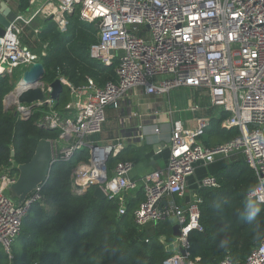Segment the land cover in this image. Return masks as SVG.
<instances>
[{"label": "built area", "instance_id": "2783aa9c", "mask_svg": "<svg viewBox=\"0 0 264 264\" xmlns=\"http://www.w3.org/2000/svg\"><path fill=\"white\" fill-rule=\"evenodd\" d=\"M76 9L82 21L97 29L98 42L90 46V57L105 66L116 62V81L98 86L87 78L84 85L73 87L66 78L58 76L70 93L62 110H56L55 101L49 97L33 103L8 98L4 106L7 110L11 105L10 110L22 120L34 111L46 112L38 116L37 124L59 129L57 138L51 140L52 163L69 162L81 150H88L87 159L79 160L71 171L74 191L93 189L102 177L95 173L97 159H106V165L110 156L124 148L123 141L102 144L94 140L103 130L108 107L120 109L125 96L136 88H142L147 95L194 88L208 96L211 106L228 113L221 126L237 128L238 134L208 146L201 138L209 127L210 116L198 117L192 127L173 119L165 167L146 173L137 182L130 177V160L118 161L109 177L105 166V180L100 186L106 198H117L118 213L123 214L124 192L140 186L144 200L133 211L134 221L137 225L155 222L163 217L159 202L168 196L184 195L186 179L193 174L196 164L241 153L257 178L248 197L264 204V0H46L41 13L65 32L67 16ZM30 22L31 18L17 15L5 28L0 37V75L21 65L27 69L45 55L44 50L35 54L20 42L22 24ZM34 31L37 33L39 28ZM40 87L45 93L50 91L44 81ZM191 109L196 111L198 106ZM154 130L159 132V127ZM16 177L17 173L6 170L0 173V246L7 252L20 234L30 207L42 200V186L31 191L21 204L10 199L5 188ZM217 185L213 175H205L199 187ZM200 202L195 195L185 209L173 200L167 203L165 212L180 226V235L174 242L186 250V255L178 251L166 264H195L185 262L187 235L190 230L201 229ZM216 264H264V237L244 262L234 263L226 256Z\"/></svg>", "mask_w": 264, "mask_h": 264}, {"label": "trees", "instance_id": "16d2710c", "mask_svg": "<svg viewBox=\"0 0 264 264\" xmlns=\"http://www.w3.org/2000/svg\"><path fill=\"white\" fill-rule=\"evenodd\" d=\"M27 1H20L21 10L27 9ZM67 19L65 32L59 31L51 19H45L42 27H38L39 23L22 24L20 42L33 50L44 48L45 55L39 57L45 69L43 81L50 83L63 76L73 87L84 85L87 78L98 86L116 81V62L105 66L89 55L90 46L98 42L96 27L82 21L77 9ZM12 79L13 72L0 75V173L6 170L14 174L15 165L30 159L38 140L56 139L59 129L39 126L38 111L22 120L14 110L4 109V97L15 87ZM69 100V89L63 85L54 108L62 110ZM227 116L224 113L210 121L203 144H220L238 134L237 128L221 126ZM87 157L88 150L83 149L69 162L52 163L49 177L41 187L42 200L34 203L23 219L10 264H166L174 253L172 217L167 215L137 225L133 211L144 200L139 186L127 195L123 214L118 213L117 198L97 199L92 188L75 192L71 171L79 160ZM143 157L141 147L121 150L107 159V176L118 161L133 163ZM221 162L212 174L218 185L196 190L201 199V229L190 230L187 235L185 262L216 264L228 256L232 262L242 263L264 237V204L259 203L261 211L252 218L249 217L252 209L247 206L252 199L248 193L257 184L254 170L241 153L223 157ZM174 198L178 202V196Z\"/></svg>", "mask_w": 264, "mask_h": 264}, {"label": "crops", "instance_id": "0c3cea01", "mask_svg": "<svg viewBox=\"0 0 264 264\" xmlns=\"http://www.w3.org/2000/svg\"><path fill=\"white\" fill-rule=\"evenodd\" d=\"M20 1L0 0L17 15L31 18L30 23H39L38 27H42V22L45 19L49 20V18L43 17L44 15L41 13V7L46 0H28L26 10L20 9ZM23 45L28 47L25 44ZM35 54H40V52ZM195 105L198 106L196 111L191 109ZM112 109L114 110V113L111 114L112 124L110 127L106 125L108 121L106 117L102 132L96 135L94 140L97 143H107L109 140L105 137L101 139L100 136L105 134V129L109 128L112 130L114 139L123 141V150L144 148L143 159L133 162V168L130 172L131 179L137 182L146 173L165 167L169 156V137L173 119H180L185 126L192 127L200 116L207 115L212 120L218 119L221 115L227 113L219 107L211 106L208 96L194 88L172 89L164 95H147L142 88H136L129 91L125 96L120 109L108 107L106 112L107 110L110 112ZM155 111L158 113L155 114ZM155 127H159V132H155ZM221 160H223V157H218L208 164H196L193 174L186 179L184 195L178 196V202L174 196H168L166 198L167 203L173 200L182 209H185L196 195L201 179L205 175H212L222 164ZM131 192L128 191L123 194L125 202L127 195H130ZM163 207L166 206L163 205ZM172 248L174 255L179 251V244L173 242ZM16 250L15 241L12 243L9 252L0 246V264H10Z\"/></svg>", "mask_w": 264, "mask_h": 264}, {"label": "water", "instance_id": "95a60500", "mask_svg": "<svg viewBox=\"0 0 264 264\" xmlns=\"http://www.w3.org/2000/svg\"><path fill=\"white\" fill-rule=\"evenodd\" d=\"M16 16L17 14L4 2H0V37L4 35L5 28L8 27L9 23L12 22ZM49 19L51 18L49 17ZM119 54L122 55V51H119ZM44 75L45 69L43 63L40 61L34 62L24 71L17 84L18 88L16 87L4 97V106L5 100L13 97H15L18 103L43 102L46 97H49L54 101L58 100L63 86L61 81L57 78L48 83L50 91L45 93L42 87H40L41 82H43ZM52 153L53 148L51 140L47 138L39 139L30 159L25 163L15 165L17 170L16 180L5 188V194L16 203L21 204L31 191L39 186H42L50 174L52 166ZM13 155L14 152L12 150L11 156ZM105 160L106 159L102 160L103 169H105L106 166ZM11 164H15L13 159L11 160ZM104 180L105 176H102L92 189V194L97 199L106 198L105 193L100 186V183ZM75 188L78 189V185H75ZM86 190H88V188ZM159 204V209L163 211V217L167 216V213L165 212L166 207H163V205H167L166 199H162ZM173 235L175 237L180 235V226L177 223L173 224ZM179 251L182 256L186 255V250L182 247L179 248Z\"/></svg>", "mask_w": 264, "mask_h": 264}, {"label": "rangeland", "instance_id": "374dc122", "mask_svg": "<svg viewBox=\"0 0 264 264\" xmlns=\"http://www.w3.org/2000/svg\"><path fill=\"white\" fill-rule=\"evenodd\" d=\"M37 23V22H36ZM18 36L19 37H22V35L21 34H18ZM44 48H40V49H30L33 53H39V52H42V50H43ZM24 71H25V66L24 65H21L20 67H18V68H15L12 72H13V81H14V84H15V87L17 86V84H18V82H19V80L21 79V77H22V75H23V73H24ZM14 87V88H15ZM14 88H13V90H14ZM12 90V91H13ZM7 102L9 103L10 101L9 100H7ZM12 106L11 105H9V108L8 109H10ZM114 113V110L112 109L110 112H108V110H107V112H106V117H107V119H108V121H107V123H106V125L108 126V127H110V125L112 124V119H111V114H113ZM46 114V112H44V111H41L40 113H39V115L40 116H43V115H45ZM104 133L105 134H103L102 136H100V138L101 139H103L104 137L107 139V140H109L107 143H115L116 142V139H114V137H112V130L111 129H109V128H107V130L105 129V131H104ZM107 143H105V144H107ZM106 174H107V170H106ZM83 193V192H82Z\"/></svg>", "mask_w": 264, "mask_h": 264}, {"label": "clouds", "instance_id": "9594fccd", "mask_svg": "<svg viewBox=\"0 0 264 264\" xmlns=\"http://www.w3.org/2000/svg\"><path fill=\"white\" fill-rule=\"evenodd\" d=\"M253 195H254V191L252 193V196ZM247 206L252 209L251 212L249 213L250 218L255 217L261 211V207H260L259 201L257 199L252 198V199L248 200Z\"/></svg>", "mask_w": 264, "mask_h": 264}, {"label": "bare ground", "instance_id": "6f19581e", "mask_svg": "<svg viewBox=\"0 0 264 264\" xmlns=\"http://www.w3.org/2000/svg\"><path fill=\"white\" fill-rule=\"evenodd\" d=\"M106 150H107V148H106L105 150H103V152L106 151ZM101 160H102V159L99 157V158L97 159L95 165H94V167H95V173H96L97 177H98V176H103V175H104L103 163H102Z\"/></svg>", "mask_w": 264, "mask_h": 264}]
</instances>
